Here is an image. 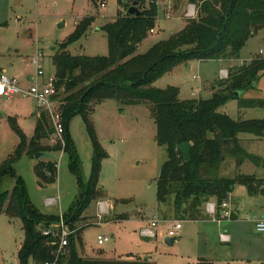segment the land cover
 Returning <instances> with one entry per match:
<instances>
[{"label": "rangeland", "instance_id": "obj_1", "mask_svg": "<svg viewBox=\"0 0 264 264\" xmlns=\"http://www.w3.org/2000/svg\"><path fill=\"white\" fill-rule=\"evenodd\" d=\"M158 5L159 17L154 31L138 46L137 54H145L154 45L183 31L186 19L197 15V8L190 0H159ZM120 11L125 13L120 0H0V74L5 71L7 78L19 81L20 89L29 90L32 86L29 77L36 75L31 59L40 52L44 55L43 80L54 78L55 48L85 19L91 20L87 31L80 41L69 46V52L75 56H109L110 44L104 27L113 22ZM255 58L264 59V30L247 41L238 58L179 64L159 77L155 86L178 88L182 100H210L214 85L227 79L224 72L249 64ZM194 76L199 80H194ZM61 92L63 94V90ZM244 98L264 100V74ZM220 111L235 120L264 118V108L242 109L235 100H230ZM40 112L42 109L31 97L20 93L12 99L0 97V164L15 153L21 142L12 121L29 142L35 134ZM90 117L107 157L98 183L104 196L91 202L77 224L76 248L83 257L105 261L149 258L155 264H197L201 258H209L213 264H264V234L258 233L255 222L246 217L247 201L257 197H250L244 185H237L231 193V200L240 204L242 214L225 226L231 242L220 246L219 234L203 230L199 223L183 220L184 231L180 234H184L176 237L173 245L166 243L167 233L175 221L164 223L161 217L175 219L176 213L173 196L166 203L158 201V179L168 161V153L166 147L158 144L157 125L149 104L124 106L106 100L92 106ZM68 132L78 157L82 182L72 172L69 152L53 153L58 163L55 182L46 183L36 174V166L47 163V159L37 161L27 153L13 164L17 177L24 181L28 200L44 214L69 215L82 198L83 185L88 186L90 182L93 145L82 115L70 119ZM43 144L49 146V141L44 140ZM240 144L264 165V139L242 135ZM237 174L264 179V168L248 160L237 167L234 159H228L220 176L233 178ZM15 182L6 177L0 192H11ZM49 200H53L52 205L47 204ZM99 202L108 205V213L102 215V225H99ZM154 216L160 219L158 235L145 237L143 231L150 229L149 222ZM99 236L109 241L100 246ZM24 241L23 221L0 214V264H19L18 253ZM216 250L220 251L218 255Z\"/></svg>", "mask_w": 264, "mask_h": 264}, {"label": "trees", "instance_id": "obj_2", "mask_svg": "<svg viewBox=\"0 0 264 264\" xmlns=\"http://www.w3.org/2000/svg\"><path fill=\"white\" fill-rule=\"evenodd\" d=\"M94 1V0H93ZM138 1L140 14L128 13L133 2ZM125 13L120 11L115 20L104 27L110 44L107 57L75 56L69 46L85 35L90 19L81 21L76 31L55 48L52 56L56 68L55 81L62 102L61 113L65 126V150L72 160V172L80 182L78 157L70 139L68 125L77 114L87 124L93 145V163L88 186L83 185L80 201L69 215L44 214L35 209L27 198L24 181L17 177L13 164L24 154L62 151L60 146L43 144L53 133L49 116L40 113L31 141L12 121V127L21 142L15 153L0 164V185L6 177L14 179L15 187L0 192V214L11 219H21L25 241L18 253L19 264H155L149 258L135 261L91 260L83 257L76 248L79 232L77 224L92 201L103 197L98 183L102 163L107 157L90 117L92 106L113 100L124 106L149 104L157 125V141L166 147L168 161L158 179V201L174 198V211L182 220L199 221L208 218L204 208L208 202L221 206L237 185H244L250 195H264V179L237 174L233 178L221 177L223 164L234 159L237 167L245 160L258 167L261 159L241 146V136L264 139V118L235 120L221 112L230 100L242 109L264 108V100L245 99L244 94L256 86L264 74V59L255 58L249 64L231 67L227 79L214 85L210 100H182L175 87L159 89L156 80L175 66L191 60L231 61L239 57L247 41L264 30V0H190L197 8L194 18L186 19L183 31L169 40L154 45L145 54H137L159 17V0H120ZM243 95L237 98L235 93ZM190 142L192 161L187 163L178 147ZM58 173L56 160L36 166V174L46 183L55 182ZM61 220L74 230L69 245L57 259L60 238L55 226ZM49 231V234H44ZM197 264H213L201 259Z\"/></svg>", "mask_w": 264, "mask_h": 264}, {"label": "built area", "instance_id": "obj_3", "mask_svg": "<svg viewBox=\"0 0 264 264\" xmlns=\"http://www.w3.org/2000/svg\"><path fill=\"white\" fill-rule=\"evenodd\" d=\"M105 3L102 4V7ZM193 9V6H190ZM191 12V11H190ZM262 55V52H261ZM44 55L40 52L31 59L32 64L36 67V75L31 79L32 86L29 90H22L19 87V81L16 78H7L5 74H0V97H6L12 99L17 93H20L24 96L31 97L36 100L39 107L42 109L40 113H46L51 121L53 133L50 135L48 141L49 146L54 148L60 146L64 153L65 150V126L63 123L61 106L62 102L60 101V90L56 87L55 77L50 78L49 80H43L45 78V72L42 67V60ZM227 73V74H226ZM225 75H228V72H224ZM194 80H199L198 76L193 77ZM48 205L53 204V200L47 202ZM100 214H99V225L103 224V216L108 213V205L104 202H99ZM206 214L209 216L210 220L219 226L224 222L231 221L234 218V211L231 205V194H229L228 199L222 203L221 206H218L215 202H208L205 206ZM160 219L158 216H154L150 222V229L147 228L143 231V236L149 238H156L158 233V225ZM55 230L57 231L56 235L60 238L59 249L57 251V259L69 245V239L71 235L74 234V230L70 229L69 226L65 225L64 221L61 220L60 225H56ZM256 231L260 234H264V216L258 219L255 223ZM182 222L175 221L174 225L169 229L167 237L176 239L181 233ZM47 231L44 234H49ZM220 238L223 242H229L230 237L221 233ZM109 239L107 237L99 236L98 244L100 246L107 243ZM45 264H55V263H45Z\"/></svg>", "mask_w": 264, "mask_h": 264}, {"label": "crops", "instance_id": "obj_4", "mask_svg": "<svg viewBox=\"0 0 264 264\" xmlns=\"http://www.w3.org/2000/svg\"><path fill=\"white\" fill-rule=\"evenodd\" d=\"M5 72V71H4ZM3 72V73H4ZM34 76H30L29 77V80L31 81V79L33 78ZM40 115V113H39ZM38 115V116H39ZM249 194V192H248ZM250 197H257L256 199L254 200H249L247 201L248 205H249V210L248 212L246 213V217L248 218V220H253L255 223L258 219L262 218L264 216V195H262L261 193H257L255 195H250ZM260 197V198H259ZM231 200V205H232V208H233V211H234V218L233 220L231 221H227V222H224L221 226H219L218 224L216 223H213L210 218H205L203 220H199V221H193V222H196V223H199L202 227L203 230H206V231H209L210 233H213V231L215 232V234H219V242H220V246L221 244H224L225 242H223L220 238V234L221 233H225L227 234L229 237H230V241L231 242V236L229 235V233H227V229L225 228L226 224H230L232 221H234L235 219H238L240 217V215L242 216L241 212L239 211V206L240 204L236 201H233ZM204 211L206 213V210L204 208ZM173 217H161V220L164 221V223H169L170 221H183L182 219L180 218H176L175 219H172ZM108 223V222H106ZM163 223V224H164ZM228 226V225H227ZM184 231V226L182 227V230L181 232ZM209 233V234H210ZM184 234V233H182ZM180 234V235H182ZM220 253L219 250H216V255H218ZM201 259H205V260H208V261H211L209 258H201ZM200 261V260H199ZM198 261V262H199ZM197 262V263H198ZM212 262V261H211ZM213 263V262H212Z\"/></svg>", "mask_w": 264, "mask_h": 264}, {"label": "water", "instance_id": "obj_5", "mask_svg": "<svg viewBox=\"0 0 264 264\" xmlns=\"http://www.w3.org/2000/svg\"><path fill=\"white\" fill-rule=\"evenodd\" d=\"M140 9H139V3L138 1H135L133 2V4L131 5V7L129 8L128 10V13L132 16H136L138 14H140ZM191 69V66L189 65L188 66V70ZM236 97L237 98H240L243 93L241 92H236L235 93ZM191 147H192V144L190 142H187V143H184V144H181L178 149L179 151L181 152V154L183 155L184 157V160L187 162V163H190L192 161V155H191ZM34 158L39 161V160H42V159H47V160H56V157L53 153H46V152H39V153H36ZM61 223L57 224V225H60ZM65 225H67L65 223ZM176 239H173V238H169L167 237L165 239L166 243L169 244V245H173L174 242H175Z\"/></svg>", "mask_w": 264, "mask_h": 264}]
</instances>
